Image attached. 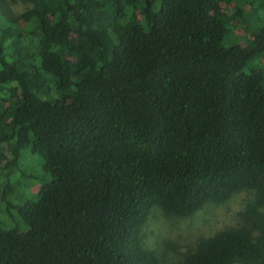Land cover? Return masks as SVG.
<instances>
[{
  "label": "trees",
  "instance_id": "16d2710c",
  "mask_svg": "<svg viewBox=\"0 0 264 264\" xmlns=\"http://www.w3.org/2000/svg\"><path fill=\"white\" fill-rule=\"evenodd\" d=\"M232 1L0 0L1 210L25 149L52 176L0 230V264H163L155 207L241 192L242 222L169 264H264V25L224 46Z\"/></svg>",
  "mask_w": 264,
  "mask_h": 264
},
{
  "label": "rangeland",
  "instance_id": "374dc122",
  "mask_svg": "<svg viewBox=\"0 0 264 264\" xmlns=\"http://www.w3.org/2000/svg\"><path fill=\"white\" fill-rule=\"evenodd\" d=\"M17 8L20 9L19 6ZM223 8L229 17L228 32L223 41L226 47L244 43L247 32L252 33L264 25V0H233L232 4L224 2ZM252 65L264 72V56ZM44 165L43 157L35 154L32 148L22 152L19 173L23 178L9 199L13 209L7 206L0 208V230H11L21 225L17 208L22 205V200L36 201L41 187L52 180ZM253 199L254 192H241L223 205L208 204L188 218L170 217L155 207L144 227L143 243L158 254L163 264L180 261L196 249L200 240L238 226L243 219L241 215ZM262 213L264 215V210Z\"/></svg>",
  "mask_w": 264,
  "mask_h": 264
}]
</instances>
